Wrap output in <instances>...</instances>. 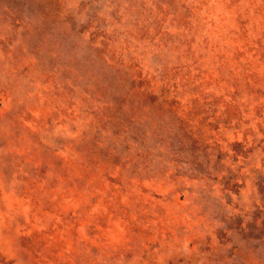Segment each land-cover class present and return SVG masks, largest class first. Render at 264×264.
I'll return each mask as SVG.
<instances>
[{"label": "rangeland", "instance_id": "374dc122", "mask_svg": "<svg viewBox=\"0 0 264 264\" xmlns=\"http://www.w3.org/2000/svg\"><path fill=\"white\" fill-rule=\"evenodd\" d=\"M0 264H264V0H0Z\"/></svg>", "mask_w": 264, "mask_h": 264}]
</instances>
